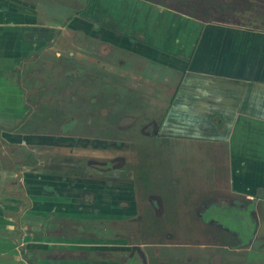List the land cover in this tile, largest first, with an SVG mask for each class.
<instances>
[{
    "label": "crops",
    "instance_id": "0c3cea01",
    "mask_svg": "<svg viewBox=\"0 0 264 264\" xmlns=\"http://www.w3.org/2000/svg\"><path fill=\"white\" fill-rule=\"evenodd\" d=\"M164 4L165 0H79V4L78 0H0V264H23L13 236L12 216H5L11 194L18 188L16 182L23 186L20 172L28 169L18 161V154L12 153L13 147L30 137L18 134L20 124L29 116L24 95L29 87L24 88L23 75L29 85L39 73L34 74L36 67L48 71L51 58L59 57L56 49L62 55L89 59L92 66L96 54L108 51L99 52L96 47L86 56L84 51L90 48L82 42L100 36L110 47L125 49L123 55L131 62L129 67H119L132 82H138V72L157 74L162 65L169 67L171 60L189 62L190 69L183 72L173 95H179L183 85L190 94L188 106L195 108L201 102L203 108V113L193 118L204 124H224L218 133L205 135L203 130L199 136L215 137L227 145L223 155L230 169L229 189L248 201L256 200L259 230L263 227L264 18L260 25L255 18L253 25L242 22L247 20L244 11L252 14L261 2L212 0L205 20ZM238 10L242 12L237 14ZM107 78L102 82L109 86ZM93 87L91 96L99 98V89ZM169 113H173L171 108L166 116ZM164 120L172 124L168 116ZM169 128L175 133L174 125Z\"/></svg>",
    "mask_w": 264,
    "mask_h": 264
},
{
    "label": "rangeland",
    "instance_id": "374dc122",
    "mask_svg": "<svg viewBox=\"0 0 264 264\" xmlns=\"http://www.w3.org/2000/svg\"><path fill=\"white\" fill-rule=\"evenodd\" d=\"M211 1L194 0V4H190L189 10L196 19L205 20L209 18V9L212 7ZM260 2L259 9L252 11V14L244 11L243 16L247 19L242 20L244 24L250 25L251 23L253 25L254 21L251 22L253 18L258 20V23L261 18H264V0H260ZM184 3L187 2L184 0H166L164 5L177 11H183L187 9L182 5ZM223 12L222 17L225 15V12ZM241 12L239 10L236 11L237 14ZM74 36L76 37V35ZM77 37L80 36L78 35ZM82 43L90 48L84 51L86 56L91 55L97 48L104 51H108L109 48L107 45L95 44L94 42L91 43V41L87 45L85 40ZM110 51L107 57L96 54L97 57L94 58L96 61L91 62L92 66H90L87 63V61H90L89 59L81 60V58H78V54L62 55L63 53L56 49L54 52L59 54V57L51 58L52 63L48 71L35 66L34 74L39 73L32 76L29 85L27 76L23 75L22 84L24 88L26 86L29 87L28 90L25 89L24 91L26 102L29 105V107L27 106L29 108V116L24 123L20 124L18 134L30 137L28 140H24V144L13 147L12 153L18 154L20 163L23 161L30 163L31 156H28L27 152L31 153L30 150L43 148L46 145V142H40L42 141V136L47 138L56 135L63 138L58 144L59 147L51 146L45 150L51 152L62 150L67 158H77L80 166L88 159L102 163L111 158L116 160H114L115 166L119 164L117 159L120 160L119 162L122 163V166L125 165L124 160L132 162L136 168L139 164H143L141 166L143 173L147 171L151 176V178L147 179L150 186L148 192L151 189V192H159L164 198L165 217L171 220L176 216L181 217L183 215L186 218L192 201L196 195L199 196V190H209L213 180H216L218 176L222 181H225V175L220 176L217 171L215 173V170L211 169L213 168L212 157L209 158V154L213 157L216 156L213 160L219 163L221 160L218 158V149L221 146L224 152L227 145L217 139L205 142L198 139H161L147 136V131L144 130L145 133L143 132L145 125L152 121L160 127L165 122L162 118L163 114L171 108L170 105L172 106L173 103L174 105L171 108L173 113L168 114L170 120L186 112L194 117L201 115L203 113L201 102L195 108H190L191 106H188L190 94L184 90L185 88L182 89L183 85L179 95L177 93V96H174L173 94L179 81L177 82V77L175 78L171 70L165 66L157 74L147 73L148 70H143V73L138 72L136 75L138 82L130 81V76L122 74L121 67H119L125 66L128 62L125 60L121 62L123 61L122 59L114 60L115 51L111 49ZM43 70L45 72L41 73ZM106 76H108L107 79L110 81L109 86L107 84L104 85L102 82L104 81L105 83L106 79L104 78ZM93 86L98 88V92H102L107 98V104L104 99V107L102 108L90 103L91 95L95 91ZM173 98H176V100H173ZM171 100H173L172 104H170ZM80 101L85 105L82 108L78 107ZM126 104L128 107H125ZM46 116H48V120ZM62 129L67 131L62 132ZM22 140L20 139V141ZM71 145L73 147H70ZM209 149H212L211 153H208ZM39 152L37 153L39 154ZM68 154H71L72 157ZM222 156L223 161L227 162V156ZM38 158L40 161L45 160L43 156H38ZM127 168L128 166L125 165V169ZM38 169L42 170L40 167ZM138 169L136 170L134 183L138 189V192H136L138 193V198L141 199L139 194L141 191L144 192V190L140 191V189H143L139 183V178H142L140 173L142 172H139ZM158 174L159 177H156ZM153 175L156 179L160 178V181L153 179ZM147 180L145 179V181ZM14 190L16 193L18 188H14ZM14 197L12 196L13 199ZM8 204L10 203L8 202ZM140 204L142 207L143 203ZM21 205H17L18 216L11 209L8 210L9 213H5V216L8 214V216H12L10 219L15 228L17 226V229L13 230L14 238L19 237L17 245L20 247L22 244L27 243L28 246H44L37 244L40 242L32 239V237L37 236L35 234L39 233L38 229L43 219L31 218L26 213L22 215L24 210H21L23 209ZM28 209L32 210L31 207ZM43 209L44 207L40 206L38 211H43ZM141 209L139 206L140 213L144 211V209L142 211ZM250 211L251 208L245 210V208L239 206L228 207L225 210L213 209V212L217 216H221L224 222L231 227L230 229L238 235V239L243 241L249 240L254 232L253 222L248 218ZM71 223H74V220L68 219V222L64 225L66 228H61L58 234L71 231V228L67 227ZM84 224L87 229L85 234L92 233L98 237L104 236L102 238H112L113 234L122 232L121 225H115L111 229H107L101 223L84 222ZM18 227L23 228L22 233H18ZM169 227L182 233L183 229L188 227V223L186 221V224H184V219L181 218V222L176 225L171 223ZM53 230L55 229L52 228L46 233H50ZM262 231L263 228L260 233ZM19 234H27V236H20ZM66 236L69 239L75 237L74 233H69ZM37 237H41V235ZM157 237L159 236L146 233V235L141 234L140 238L138 237L136 240L154 242ZM66 243H70V240L66 241ZM71 243L76 245L74 240H71ZM256 250L259 253H264V239L259 242L255 241L251 250L243 248V250L238 252V259L242 264H246L250 259H256L257 256L255 257L254 255ZM68 254H65L64 257H68ZM25 255L33 259L31 251H26ZM39 256V254H36V258ZM259 256L262 261L260 264H264V255L259 254Z\"/></svg>",
    "mask_w": 264,
    "mask_h": 264
},
{
    "label": "flooded vegetation",
    "instance_id": "af4514ba",
    "mask_svg": "<svg viewBox=\"0 0 264 264\" xmlns=\"http://www.w3.org/2000/svg\"><path fill=\"white\" fill-rule=\"evenodd\" d=\"M184 1L187 3L182 5L187 9L180 12L193 16L189 9L190 4H194V0ZM90 41L107 45L115 51L113 59H122L121 62L125 60L128 62L125 66L129 67L131 61H129V56L123 55L126 53L125 49L119 46L110 47L101 36L96 39H87L85 44H89ZM103 51L99 50V52ZM110 52L108 50L105 56L107 57ZM102 55L104 56V53ZM94 61L96 60L93 59L92 62ZM170 63L172 64L167 68L171 70L175 78L177 77V82H179L176 88H178L183 79V72L189 70L190 65L189 62L182 64L174 60ZM98 94L100 97L96 96L95 99L92 97L90 103L102 108L105 94L102 92ZM104 102L107 104V100ZM82 106L85 105L80 101L78 107L82 108ZM125 107H128L127 104ZM167 112L163 114V121L168 116H166ZM172 119L170 120L172 124L162 121L160 127L151 121L145 125L143 132L146 130V135L153 138L198 139L206 142L217 138L200 137L203 130L206 132L205 135H209L218 133L221 128L225 127L219 122L213 125L204 124L200 122L201 119L196 120L188 115V112ZM172 125H174L175 133L169 131L172 129L169 126ZM64 131L67 130L62 129V132ZM41 139L40 142H46L45 148L43 146V148L30 150L31 153L27 152L28 156H31V162L23 161L28 167L27 170L20 172L23 186L19 181L16 182L18 191L11 194L15 197L9 202L11 211L17 216L19 214L17 205L22 204L23 209L21 210H24L22 215L26 213L31 218L43 219L38 229L39 233L35 234L41 237L34 236L32 239L45 247L28 246L27 243L20 247L17 245L23 264H242L238 259V252L243 248L251 250L255 241L259 242L264 239V224H262V233H260L262 228L259 230L256 200L248 201L242 195L231 193L229 189L230 169L227 162L223 161L221 146L218 149V158L221 162H215L213 158L215 159L216 156L213 157L211 154L209 158L212 157L213 168L211 169L215 170V173L217 171L220 176L225 175L227 180L222 181L218 176L216 180H213L209 190H199V196L196 195V197L194 193L195 199L192 201L186 218L182 215L170 220L165 217L163 196L159 192H151V189L148 192L150 186L147 179L151 176L147 171L143 173V168H141L143 164H139L138 169L132 162L124 160L123 162L128 166L125 169V165L122 166L120 160L117 159L119 164L115 166V159L111 158L102 163L88 159L80 166L77 158H67L62 150L54 152L45 150L51 146L58 148L63 138L53 135L47 138L42 136ZM36 151H40L39 154ZM211 151L212 149H209L208 153ZM68 155L71 156V154ZM38 156H43L45 160L40 161ZM137 169L143 173H140L142 178H139L140 186L143 187L140 191L144 190L139 194L141 199L138 198V193H136L138 189L134 183ZM156 177H159V174ZM152 178L154 179L155 176L153 175ZM155 180L160 181V178H155ZM140 203H143L142 207ZM40 206L44 209L39 212ZM139 206L140 209H144L142 213L139 212ZM233 206H239L245 210L251 208L248 218L253 222L254 232L247 241L238 239V235L230 229L231 227L224 222L222 217L213 212V209L225 210ZM30 207L32 210L28 209ZM181 218L184 219V224L187 221L188 227L179 233L169 226L171 223L178 224ZM68 219L74 220V223H71L73 225L67 226L71 228V231L58 234L61 228H66L64 225ZM84 222L101 223L107 229L121 225L122 232L113 234L112 238H102L104 236L98 237L92 233L85 234L87 229ZM52 228L55 230L46 233ZM14 229H17V226L16 228L14 226ZM22 231L23 228H19L18 233ZM69 233H74V239L67 238L66 235ZM146 233L159 237L154 242L136 240L141 234L146 235ZM20 236H27V234ZM18 239L19 237L17 242ZM69 240L70 243H66ZM71 240H74L76 245L71 243ZM26 251L32 252L33 259L25 255ZM67 253H69L68 257H64ZM36 254L40 256L36 258ZM259 254L264 255L256 250L254 252L256 259H250L246 264L262 263Z\"/></svg>",
    "mask_w": 264,
    "mask_h": 264
}]
</instances>
